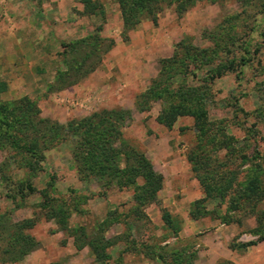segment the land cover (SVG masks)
Here are the masks:
<instances>
[{
	"label": "rangeland",
	"instance_id": "obj_1",
	"mask_svg": "<svg viewBox=\"0 0 264 264\" xmlns=\"http://www.w3.org/2000/svg\"><path fill=\"white\" fill-rule=\"evenodd\" d=\"M161 5L156 25L145 19L123 33L118 0H0V264H264V241L249 245L262 235L253 233L258 219L264 234V0ZM140 30L152 44L135 41ZM93 44L99 59L69 72L71 47ZM154 81L156 91L166 87L157 99ZM179 103L202 107L207 123L186 115L172 129L159 123ZM105 111L126 112L113 146L150 161L162 178L156 200L141 194L143 180L100 178L89 160L94 170L77 172L87 151L61 126ZM196 151L200 171L187 160ZM199 176L220 194L228 180L234 188L191 218L196 200H179L185 191L205 197ZM254 176L261 199L231 210Z\"/></svg>",
	"mask_w": 264,
	"mask_h": 264
},
{
	"label": "trees",
	"instance_id": "obj_2",
	"mask_svg": "<svg viewBox=\"0 0 264 264\" xmlns=\"http://www.w3.org/2000/svg\"><path fill=\"white\" fill-rule=\"evenodd\" d=\"M163 0H118L119 6H120V13H121V20H122V28L123 33L126 32L129 29H133L136 25H138L142 20L149 19L151 20L155 25L158 20V15L163 10V7L161 5ZM188 1V0H184ZM90 2V1H89ZM90 4V3H89ZM92 4V3H91ZM187 7L184 5H180L179 7H176V13L182 15L184 12H186ZM102 13H104L103 10H101ZM81 43V41H80ZM113 45V41H110L109 48ZM75 46L71 47L72 51H76L75 56H73V63H67L66 66L68 68V71L74 72V73H80L81 67L84 66L88 59L91 58V56H95V58H98V55L96 56V50L97 44H93V47L88 48L86 45H83V47L80 48H74ZM103 51H100V53ZM99 54V53H98ZM99 59V58H98ZM176 60V58H171L165 61H161V63H170L172 61ZM167 65V64H165ZM154 84L156 81L153 82ZM160 83L155 84V88L153 86L151 87V91L148 93L153 94L154 98H159L160 94L162 92H165V88L158 89L160 86ZM155 91H154V90ZM179 91V90H178ZM147 93V94H148ZM146 94V95H147ZM145 96V95H142ZM27 106H30L29 101H27ZM169 109L163 111L161 115L158 117L159 123H162L167 129H172L175 120L179 116H191L196 121H200L202 124L207 123V114L206 111L199 106L195 107H188L187 105H184L183 103H179L177 105L169 104ZM30 108V109H29ZM147 107H145L146 109ZM142 110V109H140ZM30 112H31V106L26 108L25 113V125L26 127H33V123H31L30 119ZM126 112L124 111H105L102 113H95L91 115L90 117H87L80 121H73L67 124L66 126H61L62 133L68 132L71 136H79L83 140V148L85 149V152L83 156V159L81 158L80 161L83 160V164L77 163V172L80 174H83L85 170L90 171L94 170L93 166L96 165V168H98L97 174H99L100 178H104L106 176H109L111 174H121V178L123 179V184H126L127 182H130L132 184H136V180H143L142 183V195H145L146 198H151V201L156 200V194L158 192V189L161 185V176L155 174V172L152 169V165L150 161L146 158V156L143 153H137L134 150L130 151L129 153L121 151L120 149H117L116 146H113L118 141L119 137L121 136V127L124 124V119H126L125 116ZM125 116V118H124ZM28 121V122H27ZM201 130H204V128H200ZM200 130V131H201ZM61 133V134H62ZM91 137L95 138V142L91 143ZM121 144L122 142L119 141ZM36 145V142L33 141L31 147H29L28 151H32L34 149V146ZM86 145V146H85ZM83 149V151H84ZM92 150V151H91ZM201 155H198V151L191 152L188 154L187 160L193 165V171L199 170ZM85 159V160H84ZM115 159V160H114ZM87 160L91 161L92 164L90 167H88V164H86ZM114 160V165L108 163L110 161ZM123 163L124 167H119V164ZM87 166V167H86ZM200 171V170H199ZM199 173V172H197ZM234 177L235 176H231ZM230 177V178H231ZM200 184L203 185L205 188V197L199 200H196L192 206L196 208L195 211H190L189 216L191 218H197L200 209H204L205 204L215 198L216 196L220 197L222 195H225L228 190L231 188V190L234 188V186L231 184V180L226 181V185L222 188L225 189V192L221 193L220 187L213 185L210 186L206 183V179L204 177L199 176ZM261 178L254 176L245 189H238L236 190L237 196H231L232 198H239V200H232L230 201L233 203L229 208L233 210L237 204L242 203V200H244L247 204L257 203L258 200L261 199L263 196V186L260 183ZM54 183V177L52 176L49 181V186L52 187ZM143 201V199L141 200ZM200 207V208H199ZM194 210V209H193ZM55 218H58V215L53 214ZM169 214L164 213L163 219L167 220V223L170 225V221L168 219ZM63 216L58 219V222H62ZM258 229H256L253 233L262 235L259 237L258 241L249 244L250 246H256L258 243L264 241V234L262 231L263 222L261 219H258ZM29 224V225H28ZM24 226H30L31 221L26 220L23 224ZM99 232V231H98ZM97 232V235H98ZM26 239H30L29 237H25ZM31 240V239H30ZM101 240V237L99 238ZM105 244V243H104ZM89 247L95 254V256L98 259L106 258V246L104 247L103 244L100 245L97 243L96 240H91L88 243ZM106 245V244H105ZM247 245V246H249ZM246 246V247H247ZM27 251L22 253V255H25ZM158 258H161L160 256Z\"/></svg>",
	"mask_w": 264,
	"mask_h": 264
},
{
	"label": "crops",
	"instance_id": "obj_3",
	"mask_svg": "<svg viewBox=\"0 0 264 264\" xmlns=\"http://www.w3.org/2000/svg\"><path fill=\"white\" fill-rule=\"evenodd\" d=\"M118 14V13H117ZM151 27V26H150ZM142 28H147L148 29V23H143V25H142ZM143 30V29H142ZM142 30H140L141 31V35H140V32L138 33V38H136V40L135 41H137V39H139V40H142V39H144V40H147L150 44H152V38L151 37H145V36H143V34H142ZM144 31V30H143ZM142 36V37H141ZM151 38V39H150ZM119 47H121V46H119ZM133 52H135V51H132L131 50V52H129L130 54H127L128 56H130V57H132V54H133ZM143 52H145V54H147V52H146V50L145 49H143ZM36 55H38L37 53H36ZM186 192V196L185 197H183L181 200H179L180 201V203H184V202H192V201H194V200H198V199H200V192H199V190L197 191V192H190V191H185ZM199 193V194H198ZM187 215H188V213L187 212H185Z\"/></svg>",
	"mask_w": 264,
	"mask_h": 264
}]
</instances>
